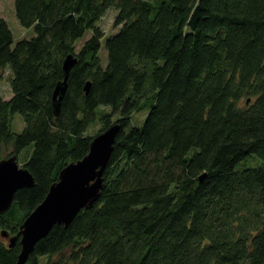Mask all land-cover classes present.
<instances>
[{"label":"trees","instance_id":"1","mask_svg":"<svg viewBox=\"0 0 264 264\" xmlns=\"http://www.w3.org/2000/svg\"><path fill=\"white\" fill-rule=\"evenodd\" d=\"M13 2L34 34L14 43L0 17L12 91L0 95V160L24 151L34 185L15 192L0 230L16 236L59 171L119 125L97 201L54 225L25 264H264V0ZM110 8L118 30L106 35ZM68 54L77 61L55 115ZM19 238L0 240V264H15Z\"/></svg>","mask_w":264,"mask_h":264},{"label":"water","instance_id":"2","mask_svg":"<svg viewBox=\"0 0 264 264\" xmlns=\"http://www.w3.org/2000/svg\"><path fill=\"white\" fill-rule=\"evenodd\" d=\"M77 58L68 54L62 63L63 80L56 83L52 94L53 111L59 113L60 102L66 92L68 73L76 64ZM89 82L85 92L88 93ZM119 129L112 124L90 141L86 155L76 162H69L58 173V180L49 186L43 201L24 219L16 236L9 238L13 246L18 235L20 251L15 264H25L39 239L45 237L54 225L68 226L74 216L89 209L97 201L103 183V171L113 150L114 140ZM202 180V177L200 178ZM34 179L27 168L21 167L15 155L0 160V214L11 205L18 189L32 187ZM5 235V233H2Z\"/></svg>","mask_w":264,"mask_h":264},{"label":"rangeland","instance_id":"3","mask_svg":"<svg viewBox=\"0 0 264 264\" xmlns=\"http://www.w3.org/2000/svg\"><path fill=\"white\" fill-rule=\"evenodd\" d=\"M14 0H0V17L3 18L6 22V24L9 26L11 33L14 37V43L19 41V39H30L31 36L34 34V28H25L22 27L21 24H19L16 14L14 13ZM116 11L114 9H109L107 13L100 19L99 26L102 28L103 32H105L106 35L113 34L118 30L117 27L114 26V17H115ZM90 35V32H87L85 36L77 42V49L80 47L83 40H85ZM99 54L102 58V64H105V60L107 57L106 51L104 49V46L102 44ZM9 71L1 70L0 69V95L4 99H9L11 97L12 91H10V85H9ZM240 106H244V98L239 102ZM148 110L144 109V111L141 112H134L133 115H131V121L130 125L127 127H133L134 125L139 126L143 123L145 120V116L147 114ZM10 124L11 129L14 132H21L23 130L24 124L22 117L16 113L13 114L10 118ZM99 126L97 124L91 125L89 127V130L87 131V134L95 135L98 133ZM10 150V149H8ZM6 158V157H3ZM24 159V151L18 156V164L21 166L22 161ZM256 162H251V164H255ZM2 230H0V234H2ZM6 237L4 235H0V240L4 241L5 244L9 241V238L11 237L10 233H5ZM39 264H44V258H41Z\"/></svg>","mask_w":264,"mask_h":264}]
</instances>
